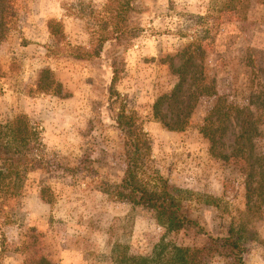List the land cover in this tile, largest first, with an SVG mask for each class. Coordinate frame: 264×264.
I'll list each match as a JSON object with an SVG mask.
<instances>
[{
  "label": "rangeland",
  "instance_id": "374dc122",
  "mask_svg": "<svg viewBox=\"0 0 264 264\" xmlns=\"http://www.w3.org/2000/svg\"><path fill=\"white\" fill-rule=\"evenodd\" d=\"M12 6L13 16L0 21V126L19 118L36 134L21 149L29 159L19 168L21 187L0 193V264H39L44 257L51 264H130L135 256L151 258L162 242L207 241L194 231H169L156 212L112 193L128 160L117 123L122 109L152 145L141 179L167 180L213 236L242 226L246 264H264V0H250L245 13L233 0ZM120 22L123 33L115 32ZM189 43L201 51L181 106L193 103L191 76L200 75L202 57L216 94L196 102L185 131L172 132L155 120L153 107L178 82L170 64L180 65L178 53ZM51 78L53 91L41 90ZM239 110L252 113L258 128L247 143L239 138ZM210 114L219 125L216 150L227 159L211 154L200 131ZM207 264L230 261L215 253Z\"/></svg>",
  "mask_w": 264,
  "mask_h": 264
},
{
  "label": "trees",
  "instance_id": "16d2710c",
  "mask_svg": "<svg viewBox=\"0 0 264 264\" xmlns=\"http://www.w3.org/2000/svg\"><path fill=\"white\" fill-rule=\"evenodd\" d=\"M234 8H238L245 13L250 4V0H233ZM13 0H0V21L4 17L13 16ZM119 14L116 15V17ZM114 17V16H113ZM121 22L124 17L120 16ZM115 23V32L123 33V23ZM200 46L195 43H189L178 53L182 62L179 66L171 65L172 72L179 78L174 88L162 94L154 103V118L162 123L169 131L182 132L190 125L189 118L192 114L196 102L203 96H213L216 94L214 85L206 82V76L202 71L203 57L200 64H197L200 75L192 74V83L190 84L189 98L193 102L187 108H183L179 102V95L182 93L187 81V75L195 66V60L198 58L197 52H200ZM49 72L43 70V73ZM54 79L51 78L49 83L40 82L41 90L54 89ZM57 91V90H56ZM59 91V90H58ZM167 105V106H165ZM166 107V109H164ZM222 117H227L229 112L222 111ZM214 109L213 112H217ZM242 118V134L240 139H245V143L250 142L252 135L257 133L256 123L252 121V113H245ZM21 119L11 122L9 125L0 126V193H9L11 189L22 182V172L20 166L27 164L29 159L27 152L24 153L23 146L29 145L30 138L36 134L28 129L27 125L22 127ZM118 126L125 133L126 147L128 151V160L124 170V178L121 183L113 184L112 193L120 200L129 201L135 205H141L156 212L158 217L164 222L167 229L173 232L194 231L196 234L206 237L204 244L182 245L172 242H162L157 245L151 258L135 256L130 264H207V261L215 253L223 256L230 261V264H246L245 253L246 246L245 232L242 226L233 227L227 230L224 236H213L194 218H192L173 188L167 180L148 182L141 179V171L145 172L144 159L151 154L152 145L149 142L148 135L144 132L142 126L134 118V115L126 113L122 109L117 118ZM219 125L217 119H211V114L206 117L204 125L200 128L203 136L209 138L210 152L214 156L228 158L226 154L218 153L216 150L218 142L215 140L216 130ZM217 127V129H216ZM243 146V144H242ZM242 146H240L242 148ZM235 148L241 150V148ZM264 156L261 159L263 160ZM35 164V163H34ZM34 166V165H32ZM264 181V174L260 182ZM21 187V184H20ZM262 188L264 186L262 185ZM111 193V191H108ZM39 264H51L46 257L41 258Z\"/></svg>",
  "mask_w": 264,
  "mask_h": 264
}]
</instances>
